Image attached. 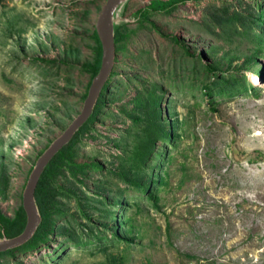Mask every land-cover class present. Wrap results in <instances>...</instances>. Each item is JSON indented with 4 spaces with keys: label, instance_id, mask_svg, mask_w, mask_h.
Returning a JSON list of instances; mask_svg holds the SVG:
<instances>
[{
    "label": "rangeland",
    "instance_id": "1",
    "mask_svg": "<svg viewBox=\"0 0 264 264\" xmlns=\"http://www.w3.org/2000/svg\"><path fill=\"white\" fill-rule=\"evenodd\" d=\"M152 1L125 6L100 112L74 147L86 167L57 176L51 232L0 264H264V0H191L138 16ZM104 3L0 0L8 218L37 158L82 108ZM213 74L247 92L210 104L202 87ZM146 173L163 178L157 207L133 184Z\"/></svg>",
    "mask_w": 264,
    "mask_h": 264
},
{
    "label": "trees",
    "instance_id": "2",
    "mask_svg": "<svg viewBox=\"0 0 264 264\" xmlns=\"http://www.w3.org/2000/svg\"><path fill=\"white\" fill-rule=\"evenodd\" d=\"M187 1L191 0H167V1H152L150 4L142 9L137 11V15L142 18H147L150 12L152 13H162L168 14L174 11L179 5L185 4ZM196 1V0H194ZM259 22L264 23V18L259 15ZM93 38L95 41V58L92 65L89 68V72L91 74V78L95 76L100 64L101 57V48L99 41L97 39L96 33L93 32ZM123 35L116 31L115 41L116 43L122 41ZM209 69V67H207ZM210 70V69H209ZM217 80H221L220 82ZM229 81L223 79L222 77L218 78L217 75L213 74V80L205 84L202 87V95L204 98L210 100V104L214 103L213 98L221 97V98H231L234 95L239 93H246V88L235 87V83L232 82L231 79ZM108 84V83H107ZM107 84L102 90L96 105L93 110V114L90 119L80 128V130L74 135L71 142L62 149V151L55 156V158L50 162L49 166L46 168L41 178L39 179L36 190H35V200L37 202L39 212L41 215V224L38 229L34 233L31 239H29L23 245L14 248L12 250L6 251V253H13L16 251H30L36 249V247L43 243L51 232V221L52 214L54 211H59L56 207V188L54 186V182L57 176L61 173L65 166H69L71 168H75L79 173L84 171V167L86 165H78L73 161L74 156V147L80 137L86 133L91 125L96 121L97 116L100 112L101 105L103 103V98L105 95V91L107 88ZM86 94L84 95V98ZM212 101V102H211ZM160 108L157 105L156 110L153 112V118L156 121V126L158 127L159 134L162 138L168 139L169 141L174 138V131L167 129V127L163 124L161 118ZM172 129V128H171ZM154 141H150L152 144ZM139 175V176H138ZM135 176L133 184L139 189L142 196L152 205L157 207L158 196L156 194V190L154 187H159L163 184V178L160 174L157 173H146V174H138ZM0 182H3L2 185L5 184L6 178L4 172L0 173ZM1 186V184H0ZM1 190V189H0ZM26 220L25 215L20 205L16 210L14 216L12 218H8L4 216L0 212V237L5 236L7 238H14L18 236L23 229L25 228ZM115 237L117 234L115 233ZM124 242H130L128 239H121ZM2 254V253H0Z\"/></svg>",
    "mask_w": 264,
    "mask_h": 264
},
{
    "label": "water",
    "instance_id": "3",
    "mask_svg": "<svg viewBox=\"0 0 264 264\" xmlns=\"http://www.w3.org/2000/svg\"><path fill=\"white\" fill-rule=\"evenodd\" d=\"M128 0H105L95 23V33L101 48L100 64L92 78L79 114L68 124L37 158L22 192L21 206L25 215V228L14 238L0 237V253L17 248L32 238L39 225L41 215L35 200V190L39 179L50 162L73 139L74 135L90 119L96 102L108 81L115 63V36L118 27L129 18L123 17ZM118 13V16L116 14Z\"/></svg>",
    "mask_w": 264,
    "mask_h": 264
},
{
    "label": "bare ground",
    "instance_id": "4",
    "mask_svg": "<svg viewBox=\"0 0 264 264\" xmlns=\"http://www.w3.org/2000/svg\"><path fill=\"white\" fill-rule=\"evenodd\" d=\"M116 16H118V13L116 14Z\"/></svg>",
    "mask_w": 264,
    "mask_h": 264
}]
</instances>
